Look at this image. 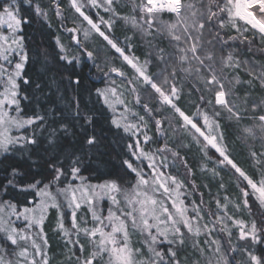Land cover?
Segmentation results:
<instances>
[{
    "label": "snow or ice",
    "instance_id": "snow-or-ice-1",
    "mask_svg": "<svg viewBox=\"0 0 264 264\" xmlns=\"http://www.w3.org/2000/svg\"><path fill=\"white\" fill-rule=\"evenodd\" d=\"M116 2L70 0V6L81 23L71 28L63 24L61 27L71 35L72 46L79 54L70 53L57 36V63L62 62L64 67L74 68L83 60L92 61L93 68L99 69L104 77L115 75L123 79L128 94L134 96V104L145 111L159 136L163 137L164 126L167 124L171 127L172 122L165 117L156 119L161 114L154 113L147 104H142L137 93L138 87L151 91L156 101L167 106L177 117L179 127L175 131L189 132L193 140L202 145L205 156L209 148L214 149L220 157L219 165L230 166L237 174L238 180L244 184L242 199L239 203L231 202L227 196L222 198L224 203L216 199L215 211L204 207L203 202L186 203V189L182 192L183 182L168 173L167 169L169 155L173 158V167L178 160L186 170L187 159L163 141L160 147L153 148L156 141L149 135L151 129L148 122L144 116L128 107L121 98L123 89L115 81H110L109 87L96 89V96L114 113L110 123L121 133L122 152L118 153L121 156L120 164L132 176V180L123 181L121 177L123 183L117 180L99 185L86 183V178L81 175V157L73 152L66 157L65 164L57 154L63 150L61 141L73 136L80 137L81 150L85 156L90 150H98L103 143V134L96 127L97 119L87 109V103L80 94L83 78L72 71L67 77H61L58 83L53 80L54 88L52 85L49 87L52 88L51 95L57 99L52 101L49 97L50 104L43 113L33 110V115H22L21 101L29 100L32 93L26 91L22 94L21 84L41 96L49 93L45 92V86L34 84L25 73L30 57L25 44L24 26L30 21L21 15V0H0V26L7 29V34L0 32V154L30 153L44 142L47 143L46 151L52 153L48 161L51 172L48 183L30 177L27 170L21 171L19 167L13 166L7 184L0 186L5 194L9 188H16L21 192L31 191L33 197L38 198L30 201L31 207L0 199V240L3 241L0 243V264H49L45 251L47 239L42 225L49 208L59 211L62 205L70 210L75 235L72 237L65 229L63 213L60 214L58 228L81 253L80 256L73 253L72 259L76 264H180L173 248L178 249L185 244L186 233L193 237L203 234L209 238L205 244L209 253L204 256L205 264H227L221 254L220 242L211 237L213 233H224L231 241L232 228L236 230L237 241L248 242V248L243 249L247 264H264V252L256 255L250 250L255 244H264V173L254 179L237 166L223 146V133L219 124L224 115L239 123L247 112L246 107L242 108L247 101L241 100L235 90L241 81L234 75L229 78L230 74L240 71L244 66L238 53L227 51L231 42L241 37L229 36L225 40L220 32L233 29L240 34L241 28L237 25L242 21L244 31L250 29L264 38V0H141V3L134 5L136 15L131 17H118L114 9ZM61 4L62 0H52L55 15L63 20L65 17ZM29 6L35 15L46 18L47 14L38 4L29 0ZM86 9H103L115 18L127 20L146 39L152 60L141 62L138 57L125 54V48L119 47L110 34L101 30L103 26L110 33L111 20L106 21L96 13L97 18L93 20ZM163 13L171 14L174 20L162 21L159 17ZM209 26L215 27L217 31L212 32ZM91 33L98 34L119 54L131 68L132 79L118 67H111L106 73L100 69L95 62L97 57L94 52L84 47ZM206 33L212 39H207ZM156 41L159 43H154ZM243 42H248L247 37H243ZM161 43H166V46L161 47ZM125 47H128L126 42ZM40 55L46 64L47 53ZM153 62L158 68L155 73L149 72V64ZM244 68L252 80L264 82V64L252 62L250 67ZM181 78L199 85L194 88L199 101L194 105L196 111L192 115L186 114L176 103L183 94L182 87H177ZM251 107L253 111L259 109L264 112V103L253 101ZM256 119L258 127L242 130L245 138L255 137L257 131L264 137V115ZM13 129L32 130L14 136ZM251 157L264 159V152L252 151ZM210 171L216 175L214 170ZM29 179L31 183H24ZM74 180H79L80 184H73ZM61 184L64 186L60 187ZM105 196L115 207V211L109 207L106 216L100 210V201ZM230 204L237 212L243 209L250 214L252 207L256 206L260 212L258 220L234 218L229 215ZM82 205L91 213L93 227H88L83 220L81 224L85 226L81 227L77 223V211ZM98 210L100 214H97ZM36 228L39 230L33 232ZM133 234L143 239L133 241ZM81 236L89 241V249L86 250L85 245L79 243ZM37 239L41 242L37 243ZM137 244L139 247L135 246ZM196 247L199 250V246ZM200 251L204 255L203 250ZM229 251L239 254L241 249L229 244Z\"/></svg>",
    "mask_w": 264,
    "mask_h": 264
},
{
    "label": "trees",
    "instance_id": "trees-1",
    "mask_svg": "<svg viewBox=\"0 0 264 264\" xmlns=\"http://www.w3.org/2000/svg\"><path fill=\"white\" fill-rule=\"evenodd\" d=\"M31 2L33 4H38L47 15L46 18L35 15L33 8L29 6V0H21V15L27 17L30 21L29 24L24 26L25 44L28 48L30 57L29 63L25 66V73L34 84L40 83L42 86H45V92L49 93V95L41 96L39 93L29 90L26 85L21 84L20 90L22 94L26 91L32 93L29 95V100L21 101V108L23 109L22 115H33V110H38L43 113V110L50 104L49 97L52 101L57 99L56 96L51 95L52 88L55 86L53 80L58 83L61 77H67L72 71H76L83 78L80 94L87 103V109L91 114L95 115L97 119L96 127L98 131L102 132L104 137L103 143L99 149L88 151L86 156L81 150L82 146L79 136H73L62 140L61 144L63 145V150L59 151L57 154L61 160L65 161V164H67L66 157L71 153L75 152L77 156H80L83 161L81 175L86 178V183L91 185H99L109 180H117L120 183L132 180V176L126 169L121 167L120 164L121 156L118 155V153L122 152L121 133L110 123L114 113L96 96V89L109 87L111 86L110 81H115L116 85L124 86L123 90H125V95L121 96V98L123 97L128 107L131 108L133 112L144 116L145 120L148 122L149 128L151 129L149 135L153 136L156 141V143L153 144V148L160 147L161 141H163V143L168 144L173 151H179L180 156L187 159L188 169L186 170L178 160L175 161V166L173 167V158L169 155L167 169L168 173L176 176L179 181L183 182L184 189H182V192L186 189V203L195 201L196 204H201L203 202L204 207L211 211H215L216 204L214 201L220 199L221 203H224L222 199L224 196H227L233 203L240 202L242 199L241 189L244 187V184L238 180L237 174L234 173L230 166L219 165L218 161L220 157L214 149L209 148L207 150V156H205L202 145L197 144L189 132L175 131V129L179 127L176 123L177 117L173 116L171 110L167 106L160 105L153 97L151 91H145L143 87H138L137 89V93L141 97V103L147 104L149 108L153 109L154 113L159 112L161 114L157 115L156 119L165 117L172 122L171 127L167 124L164 126L163 131L165 135L163 137L159 136L152 121L149 120L148 116L145 114V111L139 105L134 104V96L128 94L126 82L123 79L115 75L107 78L104 77L99 69L93 68L92 61L83 60L74 68L72 66L64 67L62 62L57 63L55 58L56 52L58 51L55 43V37L57 36L70 53L79 54L72 46L73 41L71 35L61 27L63 24L65 27L71 28L81 23L80 18L70 6V0H62V4L60 5L61 11L65 17L63 20L55 15V11L52 7V0H31ZM139 3H141V0H117L114 4V9L118 17H131L136 15L133 8L134 5ZM86 11L88 15L92 16L93 20H96V14L106 21L111 20L112 28L110 33L103 26H101V30L105 31V34H110V38L113 39L119 47L125 48V54L138 57L141 62L145 59L152 60V56L149 54L151 49L147 46L146 39L138 31L133 29L127 20L115 18L111 13H106L103 9H86ZM159 18L165 22H172L174 20V17L169 13H163ZM137 19H139V16H137ZM237 26L241 28L240 34L233 29H225L220 32V35L223 36L225 40H227L229 36L240 35L241 37L240 39L232 41L227 51L238 53V58L240 61L244 62V66L250 67L252 62H255L257 65L264 64V38L259 34L252 33L250 29L244 31L242 21L238 22ZM84 27H87V25L84 24ZM209 27L212 32L217 31L215 27ZM0 32H7V29L0 26ZM225 32L227 35H225ZM205 35L207 39H212L211 36H207V33ZM243 37H247V43L243 42ZM126 38H128L127 41ZM125 42L128 47H125ZM154 43H159V41ZM160 46L165 47L166 43H161ZM84 47L94 52L97 57L95 62L100 66L103 72L106 73L111 67H118L129 79H132L133 72L131 68L127 66L119 54L111 49L98 34L91 33ZM41 53H47L46 64L42 62ZM244 66H242L240 71L230 74L229 78H233L234 75L241 81V83L235 86V90L241 100L247 101L245 105H242V108H247V112L239 123L229 120L227 116L224 115L223 118L219 120V124L220 131L223 133V146L226 147L230 158L238 167L255 179L258 178L261 173H264V167H261V165L264 164V159H260L259 157L257 159H252L251 152H264V137L257 131L255 137L245 138L242 130L254 126L258 127L256 118L259 115H264V112L259 109L253 111L251 107L253 101L257 104L264 103V82L252 80V78L246 74ZM156 71H158V68L155 66L154 62L149 64V72L155 73ZM49 85H52V88H50ZM177 87H182L183 89V94L176 102L178 107L185 111L186 114L192 115L196 111L194 105L199 101V95L194 88H198L199 85H196L195 81L181 78ZM237 102L239 103L240 101ZM119 110L121 112L123 111L122 108ZM197 123L200 122L197 121ZM31 130L32 129L18 131L15 129L12 130V135L27 134ZM213 135H215V132ZM181 145L184 147L181 148ZM46 149L47 143L44 142L40 147L34 149L30 153L22 154L20 152H14L6 156L0 154V186L7 184V180L10 178L9 172L13 166L19 167L21 171L27 170L30 177L34 176L35 179L41 180L43 183H48L51 179L48 161L52 153L46 151ZM29 155L31 156L30 159L28 158ZM208 158H211V161H216V163L210 162ZM210 170H214L216 175H213ZM121 177H123V181L120 179ZM31 182V179H29L24 183ZM17 183H19V181H17ZM65 183H67V181ZM72 183L79 185L80 181L74 180ZM221 185H223V187H220ZM63 186L64 184L60 185V187ZM200 194L203 195L201 196ZM0 199L10 200L18 205L28 207L32 206L30 201L38 200V198L33 197L31 191L21 192L16 188H9L7 194L0 190ZM107 203H110V206L114 208L111 201L106 196L100 201V206H106ZM61 213H63L62 222L65 229L68 230L72 237L75 235L72 227L68 223L70 210L64 205H62L59 211L55 208H49L42 225L43 234L47 239L45 251L49 258V264H76V261L72 259L73 253L76 256H80L81 253L78 248L73 247L68 237H65L64 233L59 230L58 223L60 222ZM97 214H100V210H98ZM229 215H233L236 219L258 220L260 212L256 206L252 207L251 214L248 210L243 209L237 212L230 204ZM87 216H90L89 212ZM207 219L208 217L206 216L205 220L207 221ZM19 226L18 224L17 227ZM229 227L232 226L229 225ZM37 229L38 228L33 229V232L39 230ZM232 233L231 241L228 240L227 235L224 233H213L211 239L220 242L221 254L227 261V264H247V257L243 254V249L248 248V242L237 241L235 228H232ZM132 239L133 241L142 240L143 237L137 235L136 237H132ZM184 239L185 244L183 246H180L178 249L173 248V250L177 252V259L180 261V264H205L204 256L209 254L205 248V244L209 238L205 237L203 234L193 237L186 233ZM40 242V239H37V243ZM81 242L85 245L87 250L88 247H86L87 245L85 242L82 239ZM0 243H3V241L0 240ZM229 244L240 248V253L230 252ZM197 245L199 246V250L196 247ZM200 250H203L204 255H201ZM250 250L253 251L254 254L260 255L264 252V244H255Z\"/></svg>",
    "mask_w": 264,
    "mask_h": 264
},
{
    "label": "rangeland",
    "instance_id": "rangeland-1",
    "mask_svg": "<svg viewBox=\"0 0 264 264\" xmlns=\"http://www.w3.org/2000/svg\"><path fill=\"white\" fill-rule=\"evenodd\" d=\"M3 33H4V34H7V32H3ZM119 86H120L121 89H124V86H123V85H119ZM124 91H125V90H123V94H122V96L125 95ZM122 99H123V97H122ZM13 130H15V129H13ZM109 207H111V206H110V203H107L106 206H103V205L100 206V210L103 211L104 216L107 215V209H108ZM113 211H115V207L113 208ZM89 213H90V212H89ZM87 215H88V210H87V208H86L85 206L82 205L81 209H80L79 211H77V216H76L77 223L80 224L81 227L85 226L84 224H81V221H82V220L87 222V226H88V227H93V226H94V225L92 224V222H91V213H90V216H87ZM68 218H69L68 223H69V225L72 227V225H71V224H72V223H71V215H70V214H69ZM37 230H38V229H37ZM136 236H137V235H135V234L132 235V237H136ZM81 239L85 242V244L87 245L86 247H88V249H89V248H90V243H89V241H88L85 237L81 236V238L79 239L80 244H82ZM135 246L139 247L138 245H135ZM30 250H31V249H30Z\"/></svg>",
    "mask_w": 264,
    "mask_h": 264
}]
</instances>
